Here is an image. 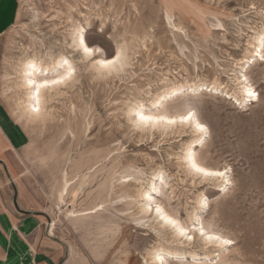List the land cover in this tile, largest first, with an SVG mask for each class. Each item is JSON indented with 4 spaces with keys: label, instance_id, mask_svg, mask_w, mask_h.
<instances>
[{
    "label": "rangeland",
    "instance_id": "obj_1",
    "mask_svg": "<svg viewBox=\"0 0 264 264\" xmlns=\"http://www.w3.org/2000/svg\"><path fill=\"white\" fill-rule=\"evenodd\" d=\"M72 21L86 26L88 43L106 58L125 44L129 63L107 76L94 75L91 61L80 66L69 96L53 103L56 118L26 124L13 111L16 62L26 51H56ZM263 30L264 0H20L0 40V101L26 136L18 176L60 264H150L155 247L187 254L165 255L163 264H264V61L254 56L244 70L238 64ZM245 78L256 101L233 96ZM197 79L217 80L227 93L203 89L178 97L169 110L180 101L197 107L209 133L196 155L227 170L225 188L183 165L185 146L196 138L190 128L141 132L127 120L135 100L148 107L156 93ZM142 187L152 193L147 214L136 197ZM202 192L208 205L194 223L231 239L223 250L158 224L160 204L189 227Z\"/></svg>",
    "mask_w": 264,
    "mask_h": 264
},
{
    "label": "bare ground",
    "instance_id": "obj_2",
    "mask_svg": "<svg viewBox=\"0 0 264 264\" xmlns=\"http://www.w3.org/2000/svg\"><path fill=\"white\" fill-rule=\"evenodd\" d=\"M85 20L86 25H89L90 22H88V17ZM69 37V39L66 37L62 39L60 41V44L57 45L58 49L54 52L51 50V47L47 49V52L38 50L34 52L32 51L30 53L29 51H26V53L17 60L15 68L13 67L14 77L12 80V87L16 89L14 90V93H16L17 95L14 99L13 111H15L16 116L19 119L23 120L26 124H33L38 126L49 122L53 118H56L53 103L56 100L66 98L68 93H70L74 89L76 83L79 80L80 66L89 65V62L91 61L90 68H92L94 75L107 76L110 74L114 75L116 73H120L121 71H123V69H125L127 63H129L127 46L123 44L119 45L117 51L121 54L120 62L114 66L105 67L102 62L105 60L113 59L115 55L111 58H106L104 57V55L101 54V51H96L97 48L100 50L101 48L99 46H92L88 43L87 29L86 26L83 25L81 22L72 21ZM80 37H84L87 46L92 47L93 52L91 56L87 55L84 52L83 46H81L80 44ZM262 43H264V30L261 32L260 35L254 38L251 44L252 49L250 53L246 56L245 59L243 58L242 61L238 63L241 64V70H244L245 65L249 63L250 59H253L254 56H256L257 51L261 53L260 49L262 47ZM69 70H71L72 72L71 77L64 79L61 83H53L54 81L60 80L62 77H67V73L69 72ZM247 80V78L246 80H239V83L242 86L240 89L233 92V96L240 102H246L248 100L256 101L258 97V94L256 93V90L254 89L253 85L249 84ZM170 83L172 82L170 81ZM248 88H251L253 91H255V99H252L247 95L246 90ZM203 89H210L214 91L223 92L225 91L227 93V91L225 90L226 87L222 86V84L217 80L212 83H207L199 79H197L196 81H185V83H181L179 85H171L163 91L156 93L155 96L152 97L148 107L141 101L136 102L135 100V103L132 104L128 109L127 120L133 125H136L141 132H150L153 130H157L158 132H166L168 130L174 131L178 129L179 131H182L185 130V128H190V131L196 135V138L190 141L185 146L184 152L181 156L183 165H185V168H187L188 173L193 177L196 178V176L199 175L203 179L213 180L214 182L216 181V186L220 188H225L227 182L229 181V176L227 175V172L225 170L213 169L204 165V162L202 163L196 155V146L201 144L205 140L206 134L209 133L208 127L206 126L207 124H204L202 122L200 116H198L195 110L197 107L193 108L188 102L182 103L179 100L180 104L175 107L178 109H175L176 111L173 113L169 110L171 108H169V104L175 102L178 97L183 95L186 96L188 94L190 95V93H197L199 91L201 92V90L203 91ZM179 109H182V111H179ZM188 111H192L195 114L193 120L190 122L181 123L180 117L187 115ZM139 114L150 116H164L166 120L158 123L143 124L138 119ZM167 120H176L177 122L174 124H169L167 123ZM197 123L203 124L206 128V131H199L196 127ZM189 154H191L195 158L197 163L201 167L205 168L207 171H225V177H204L203 175L191 172L188 166ZM162 173L163 170L160 169L155 174V178L160 177ZM153 184L154 182L152 181V185ZM136 197L142 201V205H140V212H142L143 214H147L149 212L150 203L152 204V202H150L152 198L151 190L145 189L143 187L139 188L138 190H136ZM207 205L208 203L206 202V196L202 192V194H199L196 197L193 210L188 214V220H190L191 223L188 224L189 227H186L176 217L168 213L159 204L157 206H159V208H161L163 211L159 215L156 214L157 217L161 219L160 223H157L163 226L169 225L170 229L173 228V232L177 237L182 236L180 235V229H185L186 231L189 229L187 235L182 236L186 238L187 242L190 243L198 239L199 242L202 244H211L218 247L217 249L223 250L224 248H227L228 245H224L220 241H209L207 239V236L215 235L221 237V239H231L221 235L220 233L209 230L205 226L198 227L194 223V221L198 222L199 220L198 212L204 210ZM167 218L175 220L177 222V226L173 227L172 225H170L167 222ZM190 226L192 227L190 228ZM201 231H203L204 235H201ZM188 236H191L192 238L188 239ZM148 255L150 264H163L164 260L166 259L165 255L174 258H185L187 256L186 253L180 251H171L162 247H155L148 253ZM189 256L193 260L200 259V256L196 253H190ZM207 257L208 256H205V258Z\"/></svg>",
    "mask_w": 264,
    "mask_h": 264
},
{
    "label": "crops",
    "instance_id": "obj_3",
    "mask_svg": "<svg viewBox=\"0 0 264 264\" xmlns=\"http://www.w3.org/2000/svg\"><path fill=\"white\" fill-rule=\"evenodd\" d=\"M19 3L0 0V40L17 20ZM25 142L23 130L0 101V264H60L56 241L18 176V147Z\"/></svg>",
    "mask_w": 264,
    "mask_h": 264
},
{
    "label": "snow or ice",
    "instance_id": "obj_4",
    "mask_svg": "<svg viewBox=\"0 0 264 264\" xmlns=\"http://www.w3.org/2000/svg\"><path fill=\"white\" fill-rule=\"evenodd\" d=\"M80 44H81V46H83L84 52L87 55L91 56L93 49H92V47L87 46L84 37H80ZM262 47H264V43H262ZM96 51H100V49L97 48ZM256 56H258L260 60L264 61V55H261L259 51L256 52ZM120 60H121V54L119 52H117L113 59L105 60L102 63L104 64L105 67H109V66H114V65L118 64L120 62ZM71 75H72V72H71V70H69V72L67 73V77H62L60 80L54 81L53 83H61V82H63L64 79L71 77ZM245 80H246V78H245ZM246 91H247V95L250 98H252V99L256 98V93L251 88H248ZM194 116H195V114L192 111H188L187 115L180 117V122L181 123L190 122L193 120ZM138 119L143 124L158 123V122L166 120V118L164 116H150V115H144V114H139ZM176 122H177L176 120H167V123H169V124H174ZM196 127L201 132L206 131V128L203 124L197 123ZM188 166H189V169L191 170V172H193L195 174L203 175L204 177H219V178L225 177V171L210 172V171H207L205 168L201 167L191 154H189V156H188ZM162 211L163 210L161 208H159V207L156 208V212L158 215L160 213H162ZM167 222L170 225H172L173 227L177 226V222L171 218H167ZM180 235H182V236L187 235L186 230L180 229ZM201 235H204L203 231H201ZM191 238H192L191 236H188V239H191ZM207 239L209 241H220L224 245L232 244L231 240L221 239V237L215 236V235H209V236H207Z\"/></svg>",
    "mask_w": 264,
    "mask_h": 264
}]
</instances>
